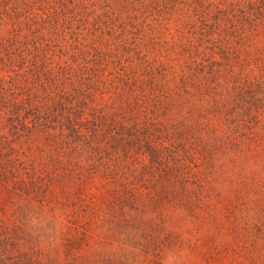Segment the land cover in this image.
I'll list each match as a JSON object with an SVG mask.
<instances>
[{
    "label": "trees",
    "instance_id": "obj_1",
    "mask_svg": "<svg viewBox=\"0 0 264 264\" xmlns=\"http://www.w3.org/2000/svg\"><path fill=\"white\" fill-rule=\"evenodd\" d=\"M0 186L225 211L264 264V0H0Z\"/></svg>",
    "mask_w": 264,
    "mask_h": 264
},
{
    "label": "rangeland",
    "instance_id": "obj_2",
    "mask_svg": "<svg viewBox=\"0 0 264 264\" xmlns=\"http://www.w3.org/2000/svg\"><path fill=\"white\" fill-rule=\"evenodd\" d=\"M135 194L138 201L144 197ZM51 196L65 202L67 194L51 193L38 203L4 194L0 186V264L247 263L244 226L231 222L225 211L215 222L210 208L192 217L161 202L109 207L102 200L109 195L101 193L74 215L73 205ZM250 260L262 264L261 256Z\"/></svg>",
    "mask_w": 264,
    "mask_h": 264
}]
</instances>
